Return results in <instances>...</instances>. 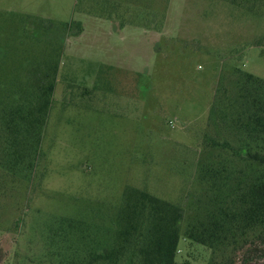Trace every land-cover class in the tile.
Returning a JSON list of instances; mask_svg holds the SVG:
<instances>
[{
	"label": "rangeland",
	"instance_id": "1",
	"mask_svg": "<svg viewBox=\"0 0 264 264\" xmlns=\"http://www.w3.org/2000/svg\"><path fill=\"white\" fill-rule=\"evenodd\" d=\"M43 64L57 75L33 172L0 168V264H38L48 227L99 222L126 187L185 207L201 196L215 90L236 69L264 79V17L230 0H0L1 163L4 96ZM258 251L235 264H264Z\"/></svg>",
	"mask_w": 264,
	"mask_h": 264
},
{
	"label": "trees",
	"instance_id": "2",
	"mask_svg": "<svg viewBox=\"0 0 264 264\" xmlns=\"http://www.w3.org/2000/svg\"><path fill=\"white\" fill-rule=\"evenodd\" d=\"M230 2L264 17V0ZM33 70L22 96L12 91L15 86L4 96L12 107L2 117L7 146L0 168L14 173L20 166L26 178L39 155L57 66ZM231 76L217 85L209 110L206 157L197 166L201 196L185 207L126 187L99 222L56 220L38 264H193L182 254L192 246L209 251L207 264H235L239 253L246 263L258 249L264 254V79L237 69ZM16 175L2 177V185Z\"/></svg>",
	"mask_w": 264,
	"mask_h": 264
},
{
	"label": "flooded vegetation",
	"instance_id": "3",
	"mask_svg": "<svg viewBox=\"0 0 264 264\" xmlns=\"http://www.w3.org/2000/svg\"><path fill=\"white\" fill-rule=\"evenodd\" d=\"M255 261H259V260H255ZM255 261H254V262H255ZM256 263H257V262H255V264H256Z\"/></svg>",
	"mask_w": 264,
	"mask_h": 264
}]
</instances>
